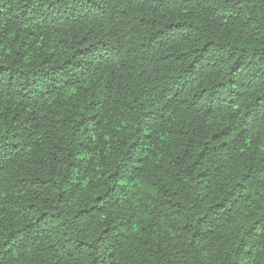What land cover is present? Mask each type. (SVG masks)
Listing matches in <instances>:
<instances>
[{"label":"trees","instance_id":"16d2710c","mask_svg":"<svg viewBox=\"0 0 264 264\" xmlns=\"http://www.w3.org/2000/svg\"><path fill=\"white\" fill-rule=\"evenodd\" d=\"M0 264H264V0H0Z\"/></svg>","mask_w":264,"mask_h":264}]
</instances>
